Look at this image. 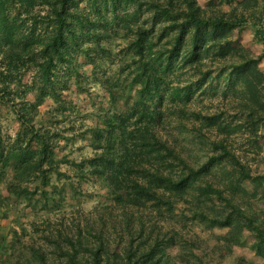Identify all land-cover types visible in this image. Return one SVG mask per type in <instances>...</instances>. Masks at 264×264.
Masks as SVG:
<instances>
[{"label":"trees","instance_id":"obj_1","mask_svg":"<svg viewBox=\"0 0 264 264\" xmlns=\"http://www.w3.org/2000/svg\"><path fill=\"white\" fill-rule=\"evenodd\" d=\"M247 28L260 53L244 43ZM263 59L264 0H0V106L18 123L6 133L0 111L3 201L41 202L45 238L60 257L52 262L31 244L34 263H9L217 264L249 246L264 264V173L234 144L243 138L256 154L263 150ZM91 83L110 106H98L86 127L68 95L90 93ZM49 101L47 118L41 109ZM87 134L90 157L59 156L62 140ZM187 141L205 161L196 162ZM62 163L79 183L94 180L110 192L127 236L121 251L104 239L89 250L79 225L77 236L54 235L49 216L62 210L67 189L80 193L73 181L53 184V174L72 179ZM62 237L71 247H62Z\"/></svg>","mask_w":264,"mask_h":264},{"label":"rangeland","instance_id":"obj_2","mask_svg":"<svg viewBox=\"0 0 264 264\" xmlns=\"http://www.w3.org/2000/svg\"><path fill=\"white\" fill-rule=\"evenodd\" d=\"M199 1L203 5L206 4V0ZM242 36L246 45H250L256 53L261 52V47L252 41L253 35L250 28H247ZM261 68L264 71V59L261 62ZM84 72L90 73V69L87 65L84 66ZM89 88V91L86 92L90 93H85V91H72L68 95L74 99L79 108H81L82 113L84 114V126L86 127L95 124L96 117L94 112L97 110L98 106H110L108 95L104 89L93 83H91ZM121 104L124 106L123 102ZM51 105H53V103L49 101L41 109L42 113L47 118L49 117L47 112L48 110H51ZM205 105V108L210 107L209 102L205 103ZM123 106L121 105V107ZM0 111L2 113L4 130L9 135L15 134L18 128V123L15 121L13 113L9 108L1 106ZM46 125L48 127L50 126L48 124ZM66 126L67 125H64V127ZM52 127L56 130H63V127H60V125H53ZM79 129L80 127L75 126V131ZM70 132L72 131H69L68 134H71ZM77 136L78 137L75 140L70 141L69 143L62 140L61 146H63V148L58 149L59 156L67 155L69 160L80 161L93 154V149L91 147V134H87L83 137L80 135ZM261 142L263 150H261L260 153L257 152L258 154L252 150L245 139L237 138L234 142L237 149L242 148L241 152L248 154V160H250L255 173H264V135L262 136ZM187 144L190 147L195 148V150L192 151L196 162H198L196 157L201 161H205L206 158L204 151H200L197 146L190 141H187ZM60 167L62 171L70 174L72 179L62 178L59 180L58 177L53 174V184L56 187L61 188L64 184L73 181L79 188L80 193L74 195L69 189H67L66 201L64 202L62 210L55 211L49 216L54 235H60L62 233L68 238L71 236L73 237L74 235L77 236L76 234L78 233L79 225L83 234V241H89L88 245H86L89 250L96 247L98 242L104 239V244L110 242L112 246L119 245V251H121L125 245L124 243L127 241V236L126 234H122L119 229L120 219L122 218L121 209L114 207L110 192L102 188L99 183L94 180L79 183L78 178L74 176V171L71 165L62 163ZM212 177L213 176H211L210 179L220 182L218 177ZM247 185L248 187L251 186L250 184ZM32 186L34 187V184ZM52 189V186L48 188L50 191ZM5 195H7L5 188L3 185H0V264H10V260L11 263H14L18 257L34 263L32 252L29 247L31 244L43 246L52 262L60 260L57 246L48 241L51 239L45 238L46 234H50V232H47L45 229V223L48 221L42 223L40 220L42 216L43 218H48L47 211L43 210L41 207L42 203H36V208L28 207L23 202H15L13 197H11L9 201H3ZM38 198H40V196ZM255 204L258 205L261 204V202H256ZM262 207L264 208V202ZM34 223H39L38 230L34 229ZM23 228H25V231ZM183 230L185 231L184 233H188L189 231L185 229ZM15 231L18 233L15 234ZM222 231L223 230L221 229H215L214 232L221 233ZM194 232L200 233V235L206 239L211 236V232L208 230L205 231L203 227H196ZM246 236L248 237L249 242L253 241V238L248 233H246ZM1 238H5L6 243H1ZM12 242L15 244L13 249L9 248ZM60 243L64 249L71 247L68 241L63 237L60 238ZM213 243V240L210 239V244L212 245ZM85 249L84 245L80 250L82 256L88 260L90 258L89 250L86 251ZM196 250L198 253L202 254L200 249ZM237 258H245L254 261L256 264L261 262L260 258L255 255L249 246H247L235 247L233 255L225 257L222 261L217 262V264H237Z\"/></svg>","mask_w":264,"mask_h":264}]
</instances>
